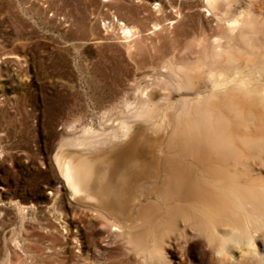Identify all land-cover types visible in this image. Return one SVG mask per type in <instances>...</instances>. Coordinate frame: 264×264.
I'll use <instances>...</instances> for the list:
<instances>
[{"label":"rangeland","instance_id":"rangeland-1","mask_svg":"<svg viewBox=\"0 0 264 264\" xmlns=\"http://www.w3.org/2000/svg\"><path fill=\"white\" fill-rule=\"evenodd\" d=\"M240 4L214 6L225 16ZM246 7L262 16L264 30V0ZM119 22L129 26L126 36ZM204 22L213 23L200 0H0V264H219L195 238H163L166 261L139 254L123 232L64 195L51 164L59 138L81 126L114 129L124 104L135 100L134 85L192 60L205 45L198 36ZM189 33L197 48L181 45ZM245 76L264 89V78ZM156 89L147 106L158 112L166 90ZM245 142L250 153L264 154L262 135ZM144 198L153 206L147 225L160 223L164 203L154 192ZM262 256L233 264H264Z\"/></svg>","mask_w":264,"mask_h":264},{"label":"bare ground","instance_id":"bare-ground-1","mask_svg":"<svg viewBox=\"0 0 264 264\" xmlns=\"http://www.w3.org/2000/svg\"><path fill=\"white\" fill-rule=\"evenodd\" d=\"M200 1L213 23L200 27L205 45L197 55L134 85L135 100L124 104L114 129L81 126L59 138L51 164L64 195L123 232L139 254L166 261L163 238L179 244L195 238L219 264H233L264 255V154L250 153L245 142L264 137V89L245 76L264 78V30L249 0L225 16L215 11L217 0ZM117 27L121 36L129 33V26ZM191 37L183 48L196 47ZM156 86L166 90L158 112L147 106ZM147 192L164 203L160 223L147 225L153 208Z\"/></svg>","mask_w":264,"mask_h":264}]
</instances>
